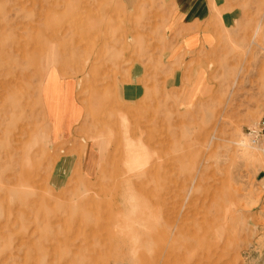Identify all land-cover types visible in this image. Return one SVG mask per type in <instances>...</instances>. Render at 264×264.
I'll return each instance as SVG.
<instances>
[{"label":"rangeland","instance_id":"obj_1","mask_svg":"<svg viewBox=\"0 0 264 264\" xmlns=\"http://www.w3.org/2000/svg\"><path fill=\"white\" fill-rule=\"evenodd\" d=\"M199 4L0 0V264L256 263L264 0Z\"/></svg>","mask_w":264,"mask_h":264},{"label":"crops","instance_id":"obj_2","mask_svg":"<svg viewBox=\"0 0 264 264\" xmlns=\"http://www.w3.org/2000/svg\"><path fill=\"white\" fill-rule=\"evenodd\" d=\"M177 1V6L178 9L180 10V12L183 15H190L193 14L194 11H198L200 9V4H199V0H176ZM126 91V90H124ZM124 91H122V95L124 94L125 96L128 95L129 97L127 98H131L133 97V95H135V91L128 89L127 91H129L128 93H124ZM124 97V96H123ZM126 98V97H125ZM92 149H90L88 151V148H85L84 153L81 155V160H80V167L81 170H91V159H92ZM264 264V262H263Z\"/></svg>","mask_w":264,"mask_h":264},{"label":"built area","instance_id":"obj_3","mask_svg":"<svg viewBox=\"0 0 264 264\" xmlns=\"http://www.w3.org/2000/svg\"><path fill=\"white\" fill-rule=\"evenodd\" d=\"M247 135L252 144H258L264 140V117L254 127L248 129Z\"/></svg>","mask_w":264,"mask_h":264},{"label":"water","instance_id":"obj_4","mask_svg":"<svg viewBox=\"0 0 264 264\" xmlns=\"http://www.w3.org/2000/svg\"><path fill=\"white\" fill-rule=\"evenodd\" d=\"M263 262H264V250L261 253V255L259 256V258H258V260L256 261L255 264H263Z\"/></svg>","mask_w":264,"mask_h":264}]
</instances>
